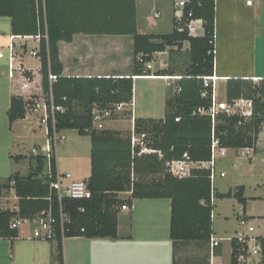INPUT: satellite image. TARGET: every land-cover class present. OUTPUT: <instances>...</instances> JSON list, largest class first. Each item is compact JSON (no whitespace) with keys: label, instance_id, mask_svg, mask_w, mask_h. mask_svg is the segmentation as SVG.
<instances>
[{"label":"trees","instance_id":"trees-1","mask_svg":"<svg viewBox=\"0 0 264 264\" xmlns=\"http://www.w3.org/2000/svg\"><path fill=\"white\" fill-rule=\"evenodd\" d=\"M216 1L191 0L184 10V21L178 23L174 18L171 34L152 36L141 35L137 31L135 0H120L126 6V10L120 11L121 18L119 9L115 13L106 14V27L123 26L122 29L109 30H71L68 25L70 20H66L63 14L66 7L64 0H0V17L11 19L13 35L41 36L39 73L42 94L32 96L31 99L52 94L55 107L62 109L55 113L57 130H76L79 135L90 137L91 173L86 181L92 192L89 200L63 199L64 212L69 219L62 228L59 217L61 202L50 189V183L57 173V159H51L53 177L50 178L44 174L46 159L43 156L31 157L26 175L14 173L0 180V198L4 192L13 190L18 199L17 210H0V239L14 241L19 237V229L11 228L13 219L33 221L52 207L58 222L56 236L49 239L55 244L51 264H65V238L117 239L122 207H132L133 201L137 199L171 201L170 238L174 245L178 242L211 241L214 235L213 198H235L246 212L244 186L234 192L220 194L215 191L208 170H197L190 177L177 178L167 168L168 162L182 159L185 154L192 161H209L213 138L228 150L253 148L255 151L264 125V79L255 81L237 77L227 80L226 102L232 104L241 99L251 101L252 116L220 114L213 123L211 116L199 112H207L212 106V89H209L207 98H202L201 93L204 88L203 79L215 73L213 41L216 36ZM101 4L109 3L102 1ZM189 12L193 13L190 19ZM191 19L203 22V36L189 35L186 24ZM99 23L97 21L96 25ZM180 28L184 30L180 31ZM82 31L132 36L133 74L119 78L63 76L59 43L71 42L73 35ZM45 35L48 39L44 38ZM184 42L189 43V49L183 52L188 65L174 92L166 99L165 116L161 119L134 120L135 134L146 133L149 137L148 147L157 153L140 155L139 148H132V132L125 134L111 129H95L96 109L109 111L114 110L115 104L132 103L134 77H171L169 69L151 74L147 64L152 63L154 56L159 53H168L171 57V49L175 47L176 52H180ZM24 73L32 80V72ZM50 73L57 77L52 86ZM26 104L22 96L11 98L7 112L11 125L25 119ZM122 193L130 195L122 198ZM259 241L262 249L260 264H264V235ZM231 242V264H239L236 258L239 243L235 238Z\"/></svg>","mask_w":264,"mask_h":264},{"label":"crops","instance_id":"crops-1","mask_svg":"<svg viewBox=\"0 0 264 264\" xmlns=\"http://www.w3.org/2000/svg\"><path fill=\"white\" fill-rule=\"evenodd\" d=\"M79 1H83L85 4ZM102 1L109 4L102 5ZM118 1L120 2V0H64L66 7L63 14L66 20H70L68 25L71 30L122 29L123 26L121 25L106 27V14L115 13L119 9L118 14L121 18L120 11L126 10L123 2L122 4L120 2L118 5H113ZM247 1H216L214 74L218 78L216 88L218 83L221 82V85H224L225 92L223 100L219 102L226 101V84L229 78L240 77L255 81L264 79V0H252V5H248ZM175 2L176 0H135L138 33L152 36L171 34L174 28ZM2 18L7 19L8 27H6V31H0V47H6L9 38L15 35L12 34L11 19ZM97 21L100 23L96 25ZM29 41L25 45H21V48L17 47V53L21 55L25 72L33 73L32 80L25 73L22 74L18 71L14 72V77H11L8 60L6 58L0 59V80L4 79L3 84L0 83V92L3 88L5 93L3 96L4 101L0 104V146H6L5 149L8 151L7 165L10 167V175L14 173L26 175L29 171L31 157H35L32 155V150L29 157L21 153L24 138L31 128V123L28 122L29 115L35 116V113L27 110L25 119L16 121L12 125L9 123L7 115L13 96H22L26 100L32 96L42 94L41 75L39 73L41 59L38 58V66L35 68L26 65L25 56ZM32 41L33 44L30 48L35 50L38 48L39 42ZM188 49V42L183 43V49L178 53L176 47L171 49L173 50L171 55V77H156L154 75L134 77V96L135 83L139 81H164L167 83V89L170 86L169 79L172 81L171 85L177 84L184 71L182 73L177 72L175 68L180 65L182 58H186V56H183L185 55L183 52ZM223 52L226 55L220 64L218 56ZM166 54L168 53L155 55L154 61L151 63V74L168 69V61L165 60ZM232 54L234 59L230 61ZM59 59L63 65V76L65 77H128L133 74V38L129 35L86 33L82 31L73 35L71 42L61 41L59 43ZM185 60L188 62L187 58ZM173 67L175 68L173 69ZM163 74L170 75V73ZM216 99L218 100L217 91ZM134 104L133 97L131 105L127 108V111L131 112L129 113L131 120H115L114 123L131 121L134 125V120L138 118L137 116L134 117ZM106 123V129L123 132V129L114 127L113 121ZM263 130L264 125L259 135L256 150L252 156L248 157L252 161L257 154L262 155L259 154L261 150L264 152ZM6 137L7 140H5ZM234 151H236V156H239L237 150ZM23 162H27V165L22 164ZM22 166L24 168L28 166L26 174L20 171L23 170L19 169ZM57 169L62 173L58 160ZM90 173L91 171L84 180L89 178ZM70 174L75 180L81 179L77 175L78 173L70 171ZM0 180H4V178L0 177ZM123 194L130 195V193L120 195ZM216 200L214 201L215 207ZM249 207V201L247 200L244 216L253 218L248 215ZM15 210H17V207ZM170 218L171 201L169 199L134 200L132 207L122 209L119 214V237L117 239L65 238L63 241L65 264H227L226 254L229 255L228 264H231V240L236 238L240 231L253 238V236L246 233L244 228H240L241 230L236 229L233 236L226 237L218 233L213 221V237L221 241V245L215 248L214 251L211 249V241L209 243L198 241L178 242L174 245L170 238ZM21 227L22 225L19 227V237L14 241L0 239V264H51L55 244L39 233L36 224L31 232H26ZM249 229L252 231L253 227ZM263 235L264 226L262 234L258 237ZM225 242H228L229 245Z\"/></svg>","mask_w":264,"mask_h":264},{"label":"rangeland","instance_id":"rangeland-1","mask_svg":"<svg viewBox=\"0 0 264 264\" xmlns=\"http://www.w3.org/2000/svg\"><path fill=\"white\" fill-rule=\"evenodd\" d=\"M6 27H8L7 19L0 17V31H6ZM32 44L33 41L30 40L25 59L27 67L35 68L38 66L39 59L30 55V46ZM225 55V52H223L218 56L220 64ZM227 56L229 57V55ZM232 56L234 55L232 54L230 56V61L234 59ZM185 59L182 58L180 65L176 68L173 67V69L175 68L177 72L182 73L188 65V62H186ZM165 60L168 61V69L171 71V57H169L168 54L165 55ZM230 65L232 66V64ZM3 80L4 79L0 80L1 84H3ZM171 82V79H169L170 86L168 89L166 86L167 83L164 81H139L135 83V104L133 107L134 117L137 116L138 118L152 119L163 118L166 112V99L176 88V83L171 85ZM223 86L221 85V82H219L218 87L216 88L218 93V102L223 100L225 94ZM0 93L2 95H0V104H2L4 101L3 96L5 95L3 88ZM94 113L102 116L101 120L94 122V127H96V129H106V122L108 121H113L114 123L115 120H131V117H129V113L131 112L127 111V109L123 112L109 110L104 113L96 109ZM29 116L30 119L28 122L31 123V128L24 138L21 150V153L27 155L28 157L31 155L30 152L33 148L42 147L47 140L46 126L39 123V115L35 114V116ZM114 127L123 129V133L129 134L132 132L131 128L133 125L131 121H128L126 123H114ZM59 135L65 137V141L60 143L56 149V159L58 160L61 172L64 174H70V171L78 173L77 175L81 178L79 180H84L90 172V137L87 135L81 136L76 130H64L61 131ZM263 138L264 130L262 132V139ZM5 140H7V137ZM5 148L6 146L4 145L0 146V177H3L4 180L11 174V172H9L10 167L7 165L8 151ZM259 154L262 155L257 154L254 156L252 161L247 157L236 156V151L229 150L226 158L218 161L217 171H224L226 173V177H217L214 182L216 191L225 194L229 191L234 192L238 187L244 186L245 198L249 201L250 206L248 215L253 217L248 218L244 216L245 212L243 210V206L238 203L237 199H217L216 207L213 212V221L215 229L219 234L231 237L236 233V229L241 230L240 228H244L246 233L253 237H258L262 234L264 226V152L261 150ZM22 164L27 165V162H23ZM19 169H23L20 171L26 174L28 166L27 168L22 166ZM48 171L49 168L45 165L44 174H47ZM126 196V194H123L122 198H125ZM16 207L17 197L15 196L13 190L10 192H4L3 197L0 198V210H15ZM243 218H245V225H241L240 223ZM250 227H253L252 231L249 229ZM21 228L26 232H31L33 228H35V223H22ZM225 243L229 245L228 242ZM228 258L229 255L226 254L225 260L227 264L229 262Z\"/></svg>","mask_w":264,"mask_h":264},{"label":"built area","instance_id":"built-area-1","mask_svg":"<svg viewBox=\"0 0 264 264\" xmlns=\"http://www.w3.org/2000/svg\"><path fill=\"white\" fill-rule=\"evenodd\" d=\"M191 3V0H176L174 3V18L178 23H182L185 17V8ZM252 0H248L247 4L252 5ZM43 11L45 13V7H43ZM193 13L189 12V19L192 17ZM186 28L188 29L189 35L192 37H200L204 35L203 22L201 20H188L186 24ZM183 31V28L179 29ZM44 38L48 39L47 35ZM28 40L38 41V48L30 51V55L35 58H40V40L41 36H11L9 38V43L6 47H0V59H7L9 62V68L11 71L10 76L14 77V72L24 73L25 69L23 67L21 61V55L17 52V47L21 48V45H25ZM214 50L213 54H216L215 49V39L213 41ZM155 58V56H154ZM147 67L151 69V63L147 64ZM57 77L50 73L49 80L52 86V83L56 81ZM204 88L201 93L202 98H207L209 96V89H212V106L207 111L204 112L199 110L201 114H208L211 116L213 123L215 122L216 117L220 114L233 115L239 114L244 117L252 116V102L249 100H237L232 104H228L226 101L218 102L216 99V82L218 78L214 74L211 77H205L204 79ZM26 108L28 111H31L37 115H39V123L46 126L47 132V140L46 143L39 148L32 149L33 156H43L48 166L49 171L47 175L52 178L53 174L51 173V159L56 157V149L57 146L65 141V137L59 135L60 132L56 127V111H62L61 108H56L54 105V100L52 94L48 96H41L36 99H26ZM131 103H120L114 105V111L123 112ZM101 111V110H100ZM102 113L107 111H101ZM95 114V113H94ZM100 114H95L94 122L101 120ZM179 121V119H177ZM149 137L146 133L135 134L134 125L132 129L131 135V145L132 148H139L140 155L141 154H155L157 151L148 147ZM211 159L209 161H192L188 154H185L182 159L173 160L167 163L168 171L177 178H186L193 175V173L197 170H208L210 171V180L213 183L217 179V177L224 178L226 176L225 172L217 171V163L219 160L226 158L228 149L220 146L219 141L213 138V142L211 145ZM161 155L160 152H158ZM239 156L242 157H250L254 154L253 148H244L237 150ZM51 193L54 192L58 196L61 204L59 210L60 217V225L63 228V224L66 220L69 219V216L64 212V207L62 205L63 199H71V200H89L92 198V192L89 189L88 182L86 180H75L73 176L69 173L62 174L58 171L55 175V179L50 183ZM51 200V198H48ZM215 198L212 199L214 203ZM123 210L129 209V207H122ZM83 211V209H81ZM32 223L36 224L39 228V233L45 238H53L56 236V225L57 218L54 215L52 207L43 213H41L36 219L33 221L25 220L20 218H15L11 222L12 229H19L22 223ZM241 225H245V218L241 220ZM63 232V230H62ZM260 237L250 238L245 235L244 232H239L237 237L235 238L239 247L237 250V261L239 264H260L262 260V249L259 241ZM233 240V239H232ZM231 240V241H232ZM218 239L212 237L211 239V249L214 251L215 248L221 245Z\"/></svg>","mask_w":264,"mask_h":264}]
</instances>
